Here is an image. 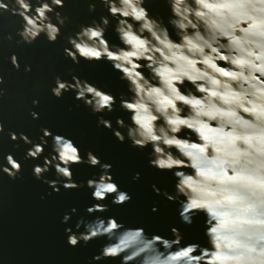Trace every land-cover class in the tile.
<instances>
[{
	"label": "clouds",
	"instance_id": "1",
	"mask_svg": "<svg viewBox=\"0 0 264 264\" xmlns=\"http://www.w3.org/2000/svg\"><path fill=\"white\" fill-rule=\"evenodd\" d=\"M97 2L107 14L76 25L79 30L64 37L69 45L64 56L76 65L109 63L126 84L118 107L128 120L117 117L113 127L104 116L116 111L117 98L77 75L71 81L57 75L51 92L58 99L74 92L92 114H100L97 126L111 130L121 143L127 139L140 150L151 146L149 167L175 179L172 193L155 184L153 191L178 204L186 225L202 215L206 243H185L176 227L169 238L109 216L79 221L76 228L83 224V232L65 229L68 245L106 238L93 259L119 258L121 264H264V0H163L167 23L145 7L150 0H90L89 13L96 11ZM65 6L66 0H0V17L19 18L18 45H31L41 35L56 43L70 19L61 11ZM110 27L119 44L107 39ZM0 38L13 40L11 33H0ZM10 61L19 71L16 54ZM24 71L31 72V65ZM4 93L0 87V97ZM30 115L39 119L35 111ZM41 131L38 143L23 132H9L12 141L31 145L25 160L40 158L47 138L52 139L43 165L33 166L36 180L57 193L60 185L79 189L85 185L74 181L71 169L87 164L101 169L98 178L87 180L96 201L86 209L89 214L108 211L103 201L110 196L114 205L131 201L110 175L111 164L91 151L85 159L73 140L48 128ZM51 169L54 180L45 178ZM21 172L22 164L11 153L0 156V173L15 180ZM139 178L135 173L133 180ZM69 218L65 214L62 222Z\"/></svg>",
	"mask_w": 264,
	"mask_h": 264
},
{
	"label": "water",
	"instance_id": "2",
	"mask_svg": "<svg viewBox=\"0 0 264 264\" xmlns=\"http://www.w3.org/2000/svg\"><path fill=\"white\" fill-rule=\"evenodd\" d=\"M89 2L66 0V6L61 11L70 19L56 43H49L41 35L31 45H18L16 40L20 38L16 36V29L20 27L19 18L7 13L0 17V33L4 36L11 33L13 36L11 42L0 38V75L4 76V84L0 87L5 90L0 97V121L4 123V132L0 133V156L11 153L22 164V172L15 180L0 173V264H121L119 258L93 259L107 242L106 238L92 240L87 245L81 242L77 247L68 245L65 229L83 232L84 225L77 229V223L81 220L86 223L97 217L113 216L128 227H142L149 234L169 238L171 228L176 227L183 233L185 243H206L202 215L194 218L192 225H186L179 217L178 204L153 191L152 185L155 184L162 191L172 193L175 179L170 172L149 167L151 146L140 150L131 147L127 139L121 143L111 130L97 126L100 114H92L83 102L75 99L74 92L65 93L60 99L51 92L57 75L69 81L72 74L77 75L117 98L116 111L104 116L112 121L113 127H116L117 117L128 120V113L118 107L120 94L127 92L126 84L119 79L120 74L107 62L81 61L76 65L64 56L63 49L69 46L64 37L78 31L76 25L90 24L94 18L99 21L101 15L107 14L99 2L96 11L89 13ZM145 7L153 16L164 17L167 23L169 10L163 0H150ZM107 39L110 43L119 44L112 27L108 29ZM12 54L19 59V71L11 64ZM26 64L31 65V72L24 71ZM33 100H38L39 105L33 106ZM32 111L39 113V119L32 118ZM42 128L73 140L85 159L87 152L91 151L102 163L111 164L110 175L121 190L131 195V201L114 205L110 196L103 201L108 205V211L89 214L86 209L96 201L92 199L93 190L87 187V180L98 178L101 169L87 164L74 165L71 169L74 181L85 185L79 189L67 190L60 185L57 193L48 184L36 180L32 174L33 166L43 165L44 156L52 151V139L47 138L48 145L40 158L25 160L31 145L12 141L9 132L17 135L23 132L38 143L43 135ZM137 172L140 178L134 181L133 176ZM45 178L56 179L55 170L51 169ZM154 207L157 209L155 212L152 211ZM73 208L75 212H72ZM65 214L70 218L62 222Z\"/></svg>",
	"mask_w": 264,
	"mask_h": 264
}]
</instances>
